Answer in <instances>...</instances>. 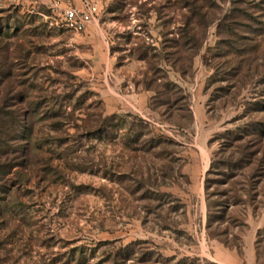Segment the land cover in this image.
<instances>
[{
	"label": "rangeland",
	"instance_id": "1",
	"mask_svg": "<svg viewBox=\"0 0 264 264\" xmlns=\"http://www.w3.org/2000/svg\"><path fill=\"white\" fill-rule=\"evenodd\" d=\"M49 1L0 0V61L6 47L13 58L29 50L20 89L70 113L37 124L29 165L2 194L0 264H213L196 255L204 227L239 251L264 207L251 185L264 171V0H93L97 22L83 34L56 25ZM187 22L201 41L181 75L171 41ZM152 77L182 86L198 120L202 90L209 118L178 126L175 106L173 118L146 89ZM100 111L116 115L103 134ZM126 113L170 144L172 172L163 145L143 152L124 138L131 121L140 128Z\"/></svg>",
	"mask_w": 264,
	"mask_h": 264
},
{
	"label": "trees",
	"instance_id": "2",
	"mask_svg": "<svg viewBox=\"0 0 264 264\" xmlns=\"http://www.w3.org/2000/svg\"><path fill=\"white\" fill-rule=\"evenodd\" d=\"M192 4L191 2L190 6ZM198 11H201V9ZM200 41L201 38L194 32V28L190 22H187L181 30V39H172L173 49H176V51H172V54L176 58L170 63L174 69L179 66L178 71L181 75L186 74L191 69V60L197 54ZM19 47L23 50L22 45H19ZM12 55H14V52L9 51V48L7 49L6 47L5 55L0 61V203L3 201L4 193L10 191L11 180L18 176L17 169L29 165L30 155L33 154L31 152L33 149L31 138L36 131L37 124L45 119L58 117L61 119L58 124H50L58 127L63 125L70 115V113L65 112L61 105L48 104V100H55L54 98L37 94L36 92L29 94L20 89L28 80H23L18 71L24 66L23 62L28 60L29 50H24L23 56L18 58H13ZM20 59L22 62L19 64L18 61ZM14 61L16 62L15 64ZM16 66L19 67L15 69ZM167 79L168 77L164 78L166 84L160 87L156 84V77H152L146 83V89L153 90L155 98H161V103L164 105L166 114L171 117L173 116L171 108L175 106V111L179 112L175 118L178 126H189L193 116L186 96L183 94V88L176 82ZM28 87L30 89L35 88L34 84H29ZM184 106H186L188 121L184 119L182 113ZM100 112L103 118L98 120L96 131L103 134L108 128L111 130L117 126L116 123L112 122L116 118V115L112 114L108 116L103 115L102 111ZM126 116L140 125V128L136 130L135 122L131 121L129 131L134 134L127 133V136H124V138L128 139L129 144L135 145L133 149H141L143 152H147L163 145V152L167 153L165 157L169 156L171 153L168 149L170 144L165 139L155 136L152 133L153 130L150 124L131 113H126ZM166 161L169 163L167 165L168 170L172 172L173 165L171 164V159L167 157ZM16 179L17 182L15 184L19 183L18 178ZM208 219L207 226L210 224H208Z\"/></svg>",
	"mask_w": 264,
	"mask_h": 264
},
{
	"label": "crops",
	"instance_id": "3",
	"mask_svg": "<svg viewBox=\"0 0 264 264\" xmlns=\"http://www.w3.org/2000/svg\"><path fill=\"white\" fill-rule=\"evenodd\" d=\"M73 1H77V0H73ZM90 28H91V25H89L85 31H87ZM80 34H83V32H81ZM200 95H204L202 93V90H200L199 94H197V99L199 100L200 103L202 102V104H200V107L198 108L199 120H198V117H197V115L193 109L194 108L193 105L191 104V106H190L195 125L197 123L201 124V122H203L209 118L208 114H207V110H206V105H205V101L207 100L206 103L208 106L209 98H208V96H205V98L202 101H200V99H201L199 97ZM194 99H196L195 94L193 96V100ZM257 175L258 176L256 177L255 182L251 183V185L255 186L258 191L263 192V194H262V199H263L264 198V177L261 176L262 178L260 179L259 176L260 175L264 176V171L258 172ZM246 185H247V183H246ZM204 203H205V201H204ZM204 208L206 209V203L204 205ZM257 218H259V217L257 216ZM258 220H260L261 222L255 228L252 227L254 233L257 231L256 229H260L264 225V207L262 210L261 217ZM204 222L205 221L203 220V223ZM246 223H249V222H246ZM203 227H204V225H203ZM208 228H210L209 225H208ZM203 230H204L203 236H204V240H206L207 246H206L205 250L201 248L199 250V252L196 254V255H199L200 257L204 258L203 260H205V259L207 261L209 260L213 264H256L257 252H256V249L254 246V235H253L254 233L251 236H248L247 231H245V234H243V236H242L244 239L243 245L242 244L240 245V247H239L240 252H239L237 250V248L233 249V247L230 246V244H231L230 240H229V243H225L223 235L221 236V235L208 234L207 228H205V227L203 228Z\"/></svg>",
	"mask_w": 264,
	"mask_h": 264
},
{
	"label": "built area",
	"instance_id": "4",
	"mask_svg": "<svg viewBox=\"0 0 264 264\" xmlns=\"http://www.w3.org/2000/svg\"><path fill=\"white\" fill-rule=\"evenodd\" d=\"M44 5L56 25L74 33L84 32L89 25L97 22L99 8L93 0H50ZM49 23L53 25L51 21Z\"/></svg>",
	"mask_w": 264,
	"mask_h": 264
}]
</instances>
